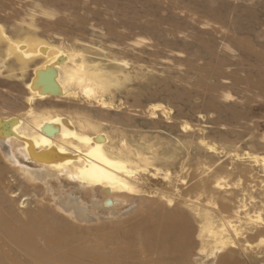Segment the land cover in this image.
Segmentation results:
<instances>
[{
	"label": "bare ground",
	"instance_id": "6f19581e",
	"mask_svg": "<svg viewBox=\"0 0 264 264\" xmlns=\"http://www.w3.org/2000/svg\"><path fill=\"white\" fill-rule=\"evenodd\" d=\"M193 1L103 0L101 3L99 0L105 4L102 6L115 10L117 23L101 25L77 16L75 26L87 25L93 32L99 29L103 37L112 36L114 43L103 56L104 49L83 45L87 40L84 31L67 28L63 16L47 25L41 24L63 33L66 45L40 36L35 27L36 11L27 12L25 5L17 0H0V76L7 74L8 78L21 81L24 88L21 86L19 91L25 94L18 113H3L0 107V264H243L236 251L243 249L240 239L245 233L238 224L243 222L251 225L250 232L257 229L255 236L243 239L249 250L257 248L250 239L264 233V219L260 213L252 216L244 203L232 215H225L224 202L213 207L214 192L222 188L217 175L196 180L181 191L171 183L163 185L156 179L161 170L158 164L173 165V154L161 155L157 143L126 130L124 126L132 124L130 118L119 123L121 126L110 120L113 110L135 112L134 107L123 102L117 104L114 98L117 97L115 84L127 79L125 71L131 66L129 48L132 47L136 64L140 60L137 53L157 55L146 48L154 49L158 44L152 42L145 48L144 43L135 39L137 32L156 36L157 30H164L178 38L188 27L178 23L177 16L211 39L210 45H205L199 53L205 55L209 65L221 68L213 72L215 78L231 80L223 85L225 90L237 87L240 82L245 85L251 82L254 87L264 85V75L260 72L256 84L248 74L245 80L239 79L238 71L247 64L244 60L216 56L215 38L222 44H233L241 54L253 48L243 40L237 42L241 32L228 30L226 15L219 6H192ZM44 5L37 6L44 17H57V11L45 9ZM76 5V0H70L64 8L75 9ZM127 12L132 14L130 19L126 18ZM3 23L11 24L12 30ZM249 25L246 29L255 32L264 26V19L255 24L258 28ZM123 29L126 31H120ZM131 40L133 45L128 43ZM158 43L165 44L162 40ZM97 56L104 57L108 65L98 62ZM232 66L240 69L233 72ZM29 72L32 75L27 78ZM18 81L14 82L17 87ZM214 89L220 90L217 86L211 88ZM208 106L223 110L212 102ZM157 111L166 117L170 115L158 105H151L147 115L154 119ZM224 111L230 112L232 120L237 115L230 105ZM182 127L186 132L191 130L189 125ZM199 144L210 153H220L221 149L204 133ZM222 150L236 159L248 156L264 175V154L239 155L231 147ZM200 161L198 156L195 162L198 169ZM235 169L240 174L250 172L237 164ZM218 170L227 171L224 166ZM10 171L18 173L25 190L39 191L38 204L49 203V208H20L24 202L18 205L14 186L7 177ZM208 189L213 196L202 198L201 192ZM89 228L95 229V233L85 238L91 231ZM208 248L210 253H206Z\"/></svg>",
	"mask_w": 264,
	"mask_h": 264
},
{
	"label": "rangeland",
	"instance_id": "374dc122",
	"mask_svg": "<svg viewBox=\"0 0 264 264\" xmlns=\"http://www.w3.org/2000/svg\"><path fill=\"white\" fill-rule=\"evenodd\" d=\"M17 1L21 5H25L27 12L36 11L35 27L37 28V32H40V36L46 39L54 40L56 43L63 42L65 45L68 43L63 33L45 26L47 22H54L56 18L60 19L64 17L67 19V28H80L84 31V37L87 40H84L85 43L83 45L87 47L94 46V49L96 47V49H104L105 53L102 54L103 56L107 55V51L111 49L112 43H114L112 36L107 34L106 37H103L99 29L93 32L90 26H75V18L77 16H82L92 23L97 22L101 25H103V22L107 24L117 23V19L113 13L115 10L102 6L105 5L101 4L103 0H100L101 3L98 2L99 0H76L78 5H76L75 9L64 8L65 4H69L70 0H56L53 2L54 4L50 3V0ZM45 2L47 5L43 4ZM195 4L198 6H209L210 4L213 7L215 5L219 6L222 14L226 15L225 20L228 30L231 32H241L237 42L243 40L244 43H248L253 49L250 48L248 53L243 52L241 54L233 44H222L220 39L215 38L217 41L216 56L232 61L239 60L242 62L244 60L243 62L247 64L241 69L234 66L230 67V69L233 72L240 69L237 74L239 79L245 80V76L248 74L252 78L253 83L256 84L258 72L264 75V26L257 30L255 29V32H251V30L246 28L250 26L249 24H254L255 26L260 19H264V0H194L191 5L195 6ZM38 5H44L45 9L57 11V17L54 19L44 17L37 10L39 9L37 8ZM240 15L242 16L240 17ZM130 17H132V14L130 15L127 12L126 18L130 19ZM42 20H46V22ZM175 20L181 23V25L188 27L184 34L178 35V38L170 36L164 30H157L156 36L141 31L137 32L135 39L144 43L145 48L147 45L151 46L152 42L155 45L158 44L157 49L146 48V51L156 52L157 55L156 57H152L146 53H137L140 60L136 64L133 52L131 51L132 47L129 48L128 60H130L131 66L127 67L125 71L127 79L125 78L126 80L123 82H117L118 86L115 84V96L117 97L114 98L117 104L123 102L126 106L134 107L135 112L113 110L110 112V120L116 123V125L121 126L119 123H123L126 121V118H130L132 124L131 126H124L126 130L131 131V134L145 135L144 137L157 143V147L160 149L159 152L160 154L162 153L161 155L173 154L175 159L173 165L171 163L166 165L164 162V165L162 163L158 164L159 170H161L158 172L159 175L156 179L162 181L163 185L168 184L167 186H169L171 183L181 191L189 188L196 180L202 178L210 179L211 174L217 175L216 177L222 183V188L215 190V196H213L211 189H208L206 193L201 192L203 193L202 198L207 195L215 197L216 200L213 207H220L224 202L227 207L225 215H232L233 210L244 203L247 205V209L252 216L255 213L256 215L260 213L264 219V175L261 174L260 166L255 163L253 164L254 161L248 158V156L243 157V159H236L234 155L228 154L226 150H222V148L231 147L239 155L264 154V85L254 87L251 82H247L246 85L240 82L237 87H233V89L228 91L225 90L223 85L230 84L231 80L222 77L215 78L213 72L221 68L209 65L207 59L204 58L205 55L199 53L205 45H210L211 39L200 29H192L191 24L185 23L179 16L175 17ZM3 25L8 30H12L11 24L3 23ZM162 27L168 30L167 26ZM255 27L258 28L259 26L256 25ZM259 35L262 36L260 37ZM165 37L166 39H163ZM245 37L250 38L252 43ZM160 39L165 42V44L161 43L163 46L158 43L161 42ZM128 43L133 45L134 41L131 40ZM242 46H246V44ZM136 48L140 49L141 47L137 46ZM167 48L168 50H166ZM201 56L204 59L200 58ZM95 59L102 61L104 66L109 63L105 61L104 57L97 56ZM206 61L207 64H205ZM214 61L212 62L213 64H215ZM224 69L227 70L228 68ZM31 75L32 72H29L27 78H30ZM11 79L7 77V74L2 77L0 76V107L3 109V113L8 114L18 113L21 110L22 100L25 95L19 91L21 86L24 88L21 81ZM17 81L19 87L14 83ZM119 84H123V86H119ZM214 86L219 87L220 90H211ZM228 94L233 97L225 98L224 96ZM4 100L8 102H4ZM208 102H212L223 110L216 111L209 108ZM13 103L16 105H11ZM151 105L166 108L170 112V115L166 117L161 111H157V118L155 116L154 119H150L147 111ZM229 105L234 107L237 114L233 120L231 119L230 112L224 111L226 106ZM183 124L189 125L191 130L186 132L182 127ZM203 133L221 149L219 154L210 153L199 144V137ZM198 156L201 158L199 169L198 166H195ZM236 164L247 168L250 172L248 174L237 173L238 171L235 169ZM220 166H224L227 171L220 172L218 170ZM14 172L10 171L7 177L9 182L14 186L13 191L16 193L18 205L24 202V206L20 204L19 207L23 208V210H34L37 207L43 210L49 208V203L42 202L38 204L40 192L25 190L22 179L18 176V173ZM181 178L186 181H180ZM220 196H228L231 199L230 201H223L219 198ZM192 198L195 199L196 195L193 194ZM186 209L187 212H191L189 208ZM238 224L243 229L242 232L245 233L244 238L240 239L242 241V251L236 248L240 256L239 260L243 264L253 261H255V264L259 262H261L259 264H264V233L254 237L253 240L250 239V243L255 244L258 250L257 248L249 250L243 239L247 236H255L257 229H253L250 232L249 228H251V225H248L249 223L243 222ZM123 227L125 226L121 228ZM89 229L91 231L88 235H84L85 238H90L95 233V229ZM197 237L198 234L195 235V238L199 242L200 238ZM197 247L199 248V246ZM209 248L206 250V253L208 251L210 253ZM245 249L247 250L245 251ZM245 256L249 258L250 262L246 260Z\"/></svg>",
	"mask_w": 264,
	"mask_h": 264
}]
</instances>
